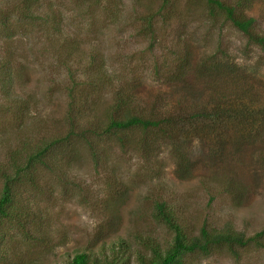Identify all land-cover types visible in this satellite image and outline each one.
<instances>
[{
  "label": "rangeland",
  "instance_id": "rangeland-1",
  "mask_svg": "<svg viewBox=\"0 0 264 264\" xmlns=\"http://www.w3.org/2000/svg\"><path fill=\"white\" fill-rule=\"evenodd\" d=\"M222 1L254 18L264 33V0ZM11 2L0 0V12ZM160 4L41 0L39 10L51 9L57 24H48L50 15L47 24L14 14L7 18L17 27L8 39L0 35V64L10 56L15 73L12 94L0 97V103L8 105L16 95L26 106L18 103L17 115L12 109L0 113V165L22 147L29 151L42 140L65 135L66 90L73 83L86 95L78 105L81 122L106 120L116 94L130 99L136 115L168 122L157 131L120 133L122 144L119 135L93 140L96 164L80 142L50 156L55 173L38 170L36 187L20 189L31 221L25 237L11 232L0 244L6 264H62L75 252L93 251L96 236L108 247L123 239L132 252L141 250L138 236L167 248L172 234L153 217L157 201L175 207L190 236L203 225L230 227L246 239L264 230V116L255 119V131L247 129L250 136L228 145L215 143L216 135L211 141L207 124L197 119L200 109L223 106L236 95L264 109V52L221 15L211 16L204 0H172L164 18L157 14ZM218 48L226 59L216 68L208 60ZM94 72L103 77L101 84L89 78ZM234 252L217 248L186 261L264 264V237Z\"/></svg>",
  "mask_w": 264,
  "mask_h": 264
},
{
  "label": "trees",
  "instance_id": "trees-1",
  "mask_svg": "<svg viewBox=\"0 0 264 264\" xmlns=\"http://www.w3.org/2000/svg\"><path fill=\"white\" fill-rule=\"evenodd\" d=\"M204 1L210 10L211 16H215L214 13L221 15L249 43L254 44L264 52V33L257 31L254 18H246L237 14L235 6L226 4L222 0ZM40 3L41 0H13L6 9L0 12V35H3L5 39L12 37L17 25L7 18H10L13 14V16L22 17L27 22L31 20L37 22L41 19L46 24L47 22L44 20H47V16L50 15L48 24H57L55 15H52L53 11L51 9H46L45 11L39 10ZM171 5L172 0H161L157 14L164 18L167 15V9ZM163 11H166V13L163 14ZM147 29L151 31V25L149 26L148 24ZM9 58L10 56H4L2 64H0V97L2 98L9 96L11 93L9 87L15 73L9 67ZM222 59H226V51L218 48L208 61L210 65L217 68ZM185 60L187 59L185 58ZM89 62L92 64L94 57ZM212 66L210 67L211 69ZM89 67L92 68L91 65ZM205 71L206 69H201L202 73H205ZM89 78L93 79L94 84H101L104 80L96 72L90 73ZM208 84L214 89V85L211 82ZM79 87L82 88L83 86L79 83H73L66 90L68 102L65 112V135L49 140H42L29 151L22 147L19 151L16 150L8 155L5 165H0V244L11 232L24 237L28 234V231L25 229L28 227L27 220L31 221L30 210L21 202L20 189L23 190L28 186L31 188L36 187V172L38 170L55 173L56 168L48 163V158L59 149L62 151L64 148H71L72 144L80 142L87 147L96 164L99 154L93 140L119 135L117 139L122 144L124 135L120 133L132 129L157 131L161 130L162 126L168 122V120L143 118L136 115L133 109L129 108L130 99L126 95L121 96L119 94H116L112 104L108 107L109 114L106 120L100 121L96 118V121L81 122L79 120L80 109L78 105L86 102V95L84 94V90H80ZM227 89L226 87L225 92ZM232 96H234V93H232ZM11 99L8 105L0 103L1 114H6L12 109L14 115H17L19 110L18 103L23 105L24 101H20L16 95H13ZM242 101L243 99L241 97L238 98L236 95L228 98V101L223 106L217 105L210 109L202 108L199 110L201 112L198 111L202 115L197 119L205 121L203 125L207 124V132H209L211 141L213 136L216 135L218 139L217 141L214 140L215 143L221 140V143L218 144L228 145L231 144L230 141L239 142V139H242L246 134L250 136V131L246 133L248 128L255 131L252 124L257 121L256 118H260L261 115L264 116V109L262 107L252 108L249 100L246 103H242ZM102 123L103 125H101ZM182 129L187 128L183 126ZM199 130L200 128H195L194 132H198ZM141 145L145 147L144 144ZM62 166L64 164H60L58 170ZM183 170L189 169L183 168ZM152 213L154 219L163 224L172 234L171 242L167 248H163L150 237L138 236L137 241L141 250L136 249L133 253L131 251L132 247L123 239H117L115 242L109 244L108 247L105 244L104 237L96 236V243L94 242L92 246L94 249L97 247L95 251L93 249V251L84 250L75 252L71 258L65 259L66 261L62 264H193L186 261L193 255L206 257L215 249L223 247L229 249L235 255V249L244 248L250 244L257 245L259 239L264 237V230L246 239L243 234L237 233L230 227L216 230L208 229L207 225H203L200 228L197 236H190L181 226L173 205L165 201H157L153 205ZM100 229L103 232V228L100 227ZM19 259L17 258V262H21ZM6 263L7 257L4 256L3 250L1 251L0 248V264ZM17 264H37V262L30 261Z\"/></svg>",
  "mask_w": 264,
  "mask_h": 264
}]
</instances>
